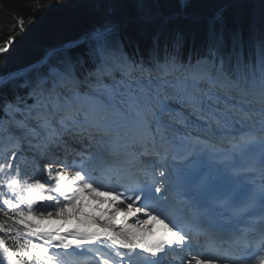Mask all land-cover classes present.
<instances>
[{"label": "snow or ice", "instance_id": "obj_1", "mask_svg": "<svg viewBox=\"0 0 264 264\" xmlns=\"http://www.w3.org/2000/svg\"><path fill=\"white\" fill-rule=\"evenodd\" d=\"M48 6L0 21V264H264V0H79L8 69Z\"/></svg>", "mask_w": 264, "mask_h": 264}, {"label": "trees", "instance_id": "obj_2", "mask_svg": "<svg viewBox=\"0 0 264 264\" xmlns=\"http://www.w3.org/2000/svg\"><path fill=\"white\" fill-rule=\"evenodd\" d=\"M49 6L42 9L38 14L39 23L32 27L30 35H38L37 43L26 42L23 46V54L19 55L14 52L13 56L18 57L12 60L8 69H13L23 63H30L40 58L43 52L49 47L59 46L65 41L73 40L82 35L89 26V19H76L78 10L74 7L79 0H65L64 6H58L51 0H43ZM259 2V0H257ZM29 0H0V21L7 22L6 18L20 12L27 21L31 15V10L27 7ZM0 32V38L3 37ZM0 219H3L0 215Z\"/></svg>", "mask_w": 264, "mask_h": 264}, {"label": "bare ground", "instance_id": "obj_3", "mask_svg": "<svg viewBox=\"0 0 264 264\" xmlns=\"http://www.w3.org/2000/svg\"><path fill=\"white\" fill-rule=\"evenodd\" d=\"M102 207H106V205ZM87 210L91 211V209H87ZM120 219H124V218L120 217ZM128 219H129V222H131L132 218L129 217ZM54 226H60V223L56 221H45L44 224L42 225V227L44 228H53ZM73 226H76V221H71V222L69 221L66 224H64V227H73Z\"/></svg>", "mask_w": 264, "mask_h": 264}]
</instances>
